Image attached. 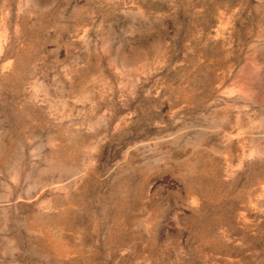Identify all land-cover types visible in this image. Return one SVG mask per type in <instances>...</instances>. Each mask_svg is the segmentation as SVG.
Instances as JSON below:
<instances>
[{
    "label": "rangeland",
    "instance_id": "374dc122",
    "mask_svg": "<svg viewBox=\"0 0 264 264\" xmlns=\"http://www.w3.org/2000/svg\"><path fill=\"white\" fill-rule=\"evenodd\" d=\"M0 264H264V0H0Z\"/></svg>",
    "mask_w": 264,
    "mask_h": 264
}]
</instances>
